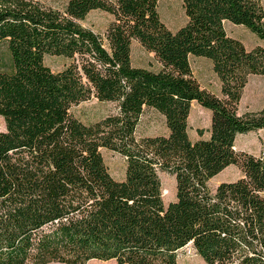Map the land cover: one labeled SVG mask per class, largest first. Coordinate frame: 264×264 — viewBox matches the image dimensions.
Wrapping results in <instances>:
<instances>
[{"label": "trees", "instance_id": "trees-1", "mask_svg": "<svg viewBox=\"0 0 264 264\" xmlns=\"http://www.w3.org/2000/svg\"><path fill=\"white\" fill-rule=\"evenodd\" d=\"M159 1L0 0V264H178L188 245L204 264H264V107L238 112L248 78L264 76V4L182 0L186 23L171 30ZM94 10L112 17L103 33L82 23ZM226 23L262 43L247 49ZM135 40L158 69L133 65ZM47 55L70 62L53 71ZM192 57L211 61L219 93ZM91 98L115 112L84 123L72 109ZM193 102L211 112L207 138H190ZM146 109L167 135H137ZM251 132L260 151L236 150ZM102 149L124 157L123 180ZM231 165L240 177L211 189ZM161 173L176 182L168 204Z\"/></svg>", "mask_w": 264, "mask_h": 264}, {"label": "rangeland", "instance_id": "rangeland-1", "mask_svg": "<svg viewBox=\"0 0 264 264\" xmlns=\"http://www.w3.org/2000/svg\"><path fill=\"white\" fill-rule=\"evenodd\" d=\"M49 3H57L59 0H44ZM264 4V0H262ZM159 13L163 22L171 30H176L186 23V16L183 8L182 0H160ZM111 16L101 10H94L82 22L84 26L92 28L94 31L103 33L111 20ZM226 31L229 36L239 39L247 49H252L262 42L243 26L231 23L225 24ZM2 54L6 53V47H0ZM132 63L135 66L147 67L153 70L159 68V63L153 53L147 52L138 41L132 43ZM69 60L64 57L47 55L45 64L53 71H61L69 64ZM191 66L193 74L202 88L215 93L220 91V81L213 71L210 60L206 58H191ZM264 107V76L251 75L248 78L246 87L244 88L242 98L238 106V112L244 114L247 112H255ZM76 117L84 123L90 124L96 122L108 114L115 112V105L109 102H100L96 98L81 102L72 109ZM189 135L192 140L198 139V130L204 131V138L209 136L211 127V112L196 102L191 105V112L188 120ZM5 122L0 117V131L5 130ZM168 128L165 118L155 110L146 109L140 119L137 129L138 136H156L167 135ZM260 132H251L239 135L235 141V148L238 151H247L257 154L260 151L259 142ZM104 162L111 174L116 180H123L126 172V162L120 154L102 149ZM241 175L240 169L231 165L224 169L217 176L209 181L211 189L222 182L237 180ZM163 199L165 204L175 199L176 182L174 176L161 173ZM49 264H62L52 262ZM87 264H115L114 260L101 261L97 259L90 260ZM178 264H204L202 258L197 254L195 249L188 245L178 253Z\"/></svg>", "mask_w": 264, "mask_h": 264}]
</instances>
